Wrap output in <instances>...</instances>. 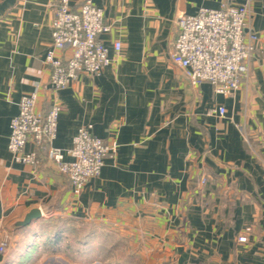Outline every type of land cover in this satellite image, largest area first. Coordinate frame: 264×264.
Masks as SVG:
<instances>
[{"label": "crops", "instance_id": "crops-1", "mask_svg": "<svg viewBox=\"0 0 264 264\" xmlns=\"http://www.w3.org/2000/svg\"><path fill=\"white\" fill-rule=\"evenodd\" d=\"M85 1L71 0L72 10ZM246 1L92 0L112 26L103 40L110 48L121 41L123 52L111 50L100 78L82 75L55 93L45 59L60 0H0V243H9L2 264L54 257L69 228L80 246L81 237L106 232L143 258L171 257L188 244L190 264H264V0H251L259 41L251 76L233 96L192 85L171 58L181 17ZM37 88L39 112L55 103L62 110L55 148L66 153L88 125L117 146L79 196L45 153L30 166L8 150L19 103ZM220 106L223 118L211 112ZM34 210L41 219L19 227Z\"/></svg>", "mask_w": 264, "mask_h": 264}, {"label": "built area", "instance_id": "built-area-1", "mask_svg": "<svg viewBox=\"0 0 264 264\" xmlns=\"http://www.w3.org/2000/svg\"><path fill=\"white\" fill-rule=\"evenodd\" d=\"M252 19L251 0L239 7L224 2L217 10L202 8L195 15L181 17L171 55L173 62L192 85L209 84L215 95L233 96L251 76V62L259 41ZM50 29L52 47L45 63L50 68L49 90L55 93L70 88L82 75L100 78L113 63L111 50L117 57L123 52L121 41L113 42L110 48L103 40L112 26L92 0H86L78 11L72 10L71 0H60ZM38 100L37 88L21 99L19 113L11 121L8 150L13 162L38 166L45 153L79 196L92 180L101 176L107 157L116 154L117 146L106 145L93 135V126L88 125L78 130L66 153L55 148L61 107L55 103L48 113L39 112ZM211 112L221 118L227 114L223 106ZM28 145L32 146L30 151ZM239 242L246 243L247 238L240 237ZM8 244L4 238L0 256L6 254Z\"/></svg>", "mask_w": 264, "mask_h": 264}, {"label": "rangeland", "instance_id": "rangeland-1", "mask_svg": "<svg viewBox=\"0 0 264 264\" xmlns=\"http://www.w3.org/2000/svg\"><path fill=\"white\" fill-rule=\"evenodd\" d=\"M66 234L62 235V240L57 245L60 249L59 254L39 264H190L188 244L182 246L180 252L171 257L152 253L150 257L143 258L136 246L115 243V239L106 232L99 233L95 237L87 235L81 237V235L84 246L76 244V234L71 228ZM49 248L51 246L46 247V250L49 251ZM77 249L80 250L79 253Z\"/></svg>", "mask_w": 264, "mask_h": 264}, {"label": "water", "instance_id": "water-1", "mask_svg": "<svg viewBox=\"0 0 264 264\" xmlns=\"http://www.w3.org/2000/svg\"><path fill=\"white\" fill-rule=\"evenodd\" d=\"M42 217V213L40 210H34L32 211L27 217L26 219L21 222L18 226L19 227H27L29 226L33 221H37L40 220Z\"/></svg>", "mask_w": 264, "mask_h": 264}]
</instances>
